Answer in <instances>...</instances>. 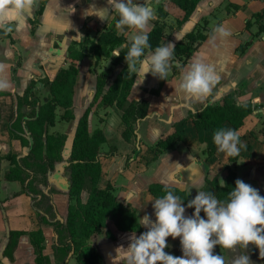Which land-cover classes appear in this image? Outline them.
<instances>
[{
    "label": "crops",
    "instance_id": "1",
    "mask_svg": "<svg viewBox=\"0 0 264 264\" xmlns=\"http://www.w3.org/2000/svg\"><path fill=\"white\" fill-rule=\"evenodd\" d=\"M90 3L95 5L96 10L107 8V20L97 16H84V10L89 8ZM69 6H73L75 12L70 14L72 9ZM153 7L156 18L150 22L148 33L153 29L155 21L160 20L158 11L161 7L167 8L171 13L166 19L168 26V21H176L171 0H153ZM257 13H264V0H203L180 30L170 33L169 27L167 28L171 37L164 44L171 42L174 46L186 34L202 25L204 19L208 20L210 28L224 25L231 35L226 38H220L218 35L208 38L180 74L167 77L161 91L158 77L147 73L140 83L137 76L128 99L130 102L147 100L150 107L148 116L135 124L136 135L131 141H126L122 134V111L116 105L101 106V97L97 98V76L110 67L111 63L108 64L105 59L101 60L95 72L93 67L96 60L92 55L88 54L83 61L76 62L79 75L74 95L75 119L64 120V110L59 108L56 126L50 128L51 133L67 135L63 160L48 174V185L39 182L34 185L35 189L50 196L58 217L66 221L69 205L74 202L69 197V159L78 122L90 107L89 131L93 133L101 130L106 137V142L101 146L103 154L100 158V186L112 185L117 200L132 206L141 225V218L146 214L155 221L152 202L157 198L148 193L151 185L176 187L187 192L192 198L199 191L214 194L207 181L217 177L224 185L226 165L236 172L238 179V166L244 168V180L246 178L257 182L259 193L264 196V170L255 165L264 167V139L257 140L249 134V130L257 126L262 128L261 122L264 121V31L260 32L264 19L254 23L251 28L246 27V22ZM117 18L118 15L112 13L106 0H35L30 11L0 19V30L8 34L6 37L0 34V65L4 66L0 79L8 84L6 89L0 90V257L6 264H36L35 249L28 235L19 238L14 253L15 261H10L4 255L10 231L30 232L40 227L46 238L44 254L50 258L51 264H57L54 248L59 240L52 225L40 223L38 220L39 213L45 214L41 206L42 195L28 193L24 189L26 184L10 181L6 177L13 167L8 156L17 155V158L21 159L27 156L30 150L23 147L21 141L13 138L9 131L18 114V98L24 96L34 81H53L59 70L68 68L72 63L68 58L69 47L74 46L82 50L83 45L79 42L87 34H90L91 38H97L99 32L109 28ZM116 31L130 41L136 34L135 30L127 28L123 31L116 28ZM250 40H253V44L246 50V56L240 63L239 60L245 53L239 48ZM228 46L232 47L235 57L234 66L231 68L222 66L223 62L218 57ZM197 59L213 66L219 76V82L211 94L200 99L188 97L180 89L183 73ZM113 68L114 72L118 73L121 67ZM249 79L254 81V86L248 85ZM38 87L41 88L40 85ZM41 91L47 96L46 99L40 100V104H44L49 98V90L41 88ZM254 91L258 93L255 96ZM229 94L238 105L252 103L255 108L253 115L238 131L242 137L241 141L247 147L241 149L238 160L233 163L229 161L230 157L226 153L218 151L213 135L208 131H196L190 119L208 105H222L224 97ZM39 96L38 94L37 97ZM25 110L29 111L26 114L31 112L28 106ZM60 113L63 125L59 123ZM186 119L188 121L182 125L181 122ZM69 126L70 130L65 131L64 128ZM228 128L232 129L226 125V129ZM177 130L182 132L183 141H180L175 149L164 151L156 158L157 143ZM262 136L264 137L263 134ZM254 161L257 163H253ZM34 176L35 172L26 170V183ZM88 197V193L83 192L81 199L86 203ZM185 207V216H191L194 210ZM146 230L143 227L142 232L135 233L139 236ZM107 231L115 238L107 237ZM131 234L132 232L119 230L115 221L109 219L106 229L88 239L86 250H97L103 258L102 264H112V257L116 256L115 249L119 245L127 247ZM170 242L178 245L174 247L173 252L182 256L180 238L168 237L167 243ZM239 252L237 249V254ZM246 252L253 264H264V258L260 257L259 249L255 245L249 244ZM221 255L226 264H230L234 253L226 249ZM67 264H77L76 257L70 255Z\"/></svg>",
    "mask_w": 264,
    "mask_h": 264
},
{
    "label": "trees",
    "instance_id": "2",
    "mask_svg": "<svg viewBox=\"0 0 264 264\" xmlns=\"http://www.w3.org/2000/svg\"><path fill=\"white\" fill-rule=\"evenodd\" d=\"M203 0H171L174 6L173 14L176 17L173 31L180 30L190 20L199 4ZM160 20L155 21L153 29L148 33L151 49L146 54L154 51L157 46L163 45L171 36L167 33L166 19L170 16L167 8L159 9ZM254 19V20H253ZM264 19V13L253 15L246 22V27L251 28L254 23ZM107 29L100 31L97 38H91L87 34L79 44L83 49L74 46L68 48V58L72 63L68 68L59 70L53 81L45 82L43 79L32 82L24 96L18 98V114L10 125L9 131L13 138L21 141L23 147L29 148V154L21 159L17 155H9L12 168L6 177L10 181H20L26 184L25 191L35 195H42V206L45 214H38L40 223L50 224L58 235V245L55 246L56 263L67 264L70 255L76 257L77 264H102L101 254L93 249L87 252V241L94 234L107 228L109 219L115 221L119 230L123 232H142L143 227L138 220L137 214L131 205H125L117 200L112 185L100 186L102 178L101 146L106 142V137L101 130L93 133L89 131V116L91 107L80 118L69 159L70 171L69 197L71 201L68 208L66 221L58 217L54 210L49 195L35 189V183L48 185V174L53 172L56 164L63 160V152L67 142L66 134H54L50 128L56 126L57 110H64L62 118L73 121L74 95L79 75L76 62L83 61L88 54L96 60V65L101 60H110L111 66L97 76V98L101 97V106L110 107L116 105L122 111V134L126 141H131L136 135L135 124L148 116L150 103L147 100L130 102L129 96L136 83L137 76L127 70L125 55L131 41L116 31V21ZM214 28L209 27L208 20L204 19L202 25H198L192 32L175 45L174 57L171 61L170 70L174 75L180 74L188 65L192 56L200 49L203 43L214 35ZM264 31V25L260 26V32ZM2 37L8 36L4 30H0ZM78 43V42H77ZM253 40L248 41L239 49L244 53ZM88 50V52H86ZM119 56H115V52ZM113 67H121L118 73ZM37 85L49 90V98L44 104L34 93ZM157 93V92H154ZM2 95V93H0ZM22 105L31 108L29 114L21 112ZM255 108L252 103L238 105L232 95H226L222 105H208L197 114L191 116L194 129L198 132L208 131L214 135L219 128L231 126L237 132L244 127L248 119L253 115ZM188 119L182 121V125ZM27 133L29 136L27 137ZM264 135V130H261ZM240 140L242 137L239 135ZM182 132L179 130L161 139L155 149L156 158L164 151L175 149L180 141H183ZM215 152V149H213ZM1 159V158H0ZM155 159V158H154ZM238 160V156L230 157V162ZM226 177L222 185L217 177L208 179V184L214 190L215 196L224 201L228 193L235 188L238 179L236 172L226 165ZM26 170L35 172V176L26 183ZM165 189L171 190L184 200V205L194 199L187 192L160 184H153L148 188V193L154 198L165 195ZM87 192L88 201L81 199L82 193ZM52 193V191H50ZM194 210V208H192ZM49 217H47V216ZM201 215L205 217L203 211ZM107 237L114 239V235L107 231ZM28 235L35 249L36 264H51L50 258L44 254L45 241L43 230L39 227L30 232L10 231L9 241L4 255L15 261L14 253L17 249L18 240L21 236ZM0 264H6L0 257Z\"/></svg>",
    "mask_w": 264,
    "mask_h": 264
},
{
    "label": "clouds",
    "instance_id": "3",
    "mask_svg": "<svg viewBox=\"0 0 264 264\" xmlns=\"http://www.w3.org/2000/svg\"><path fill=\"white\" fill-rule=\"evenodd\" d=\"M35 0H0V19L11 15H22L30 11ZM112 13L118 15L115 27L135 30L132 41L125 55L127 70L139 77L140 83L145 74L166 80L174 57L175 46L171 42L151 49L148 28L156 18L153 0H106ZM73 13L75 8L69 6ZM84 16H97L107 20L108 9L96 10L89 4ZM213 38L218 35L226 38L231 35L224 25H217ZM117 52L115 56H119ZM4 66L0 65V72ZM142 78V79H141ZM219 82L213 66L202 60H194L183 73L180 89L188 97L197 99L207 97ZM8 87L0 79V90ZM218 151L229 157H236L247 146L233 129L219 128L213 135ZM155 221L149 215L141 218L142 226L147 230L136 235L135 231L128 237L127 247L119 245L112 257V264H226L224 257L214 254V248L231 250L234 256L230 264H253L246 252L249 244L259 249L264 258V196L259 190L241 179L235 181L227 199L222 201L211 192L199 191L194 199L187 203V208H194L191 216H185L184 200L165 189V195L152 202ZM206 218L201 217V212ZM180 238L182 256H175L165 251L169 247L167 238ZM237 249L240 250L237 254Z\"/></svg>",
    "mask_w": 264,
    "mask_h": 264
},
{
    "label": "rangeland",
    "instance_id": "4",
    "mask_svg": "<svg viewBox=\"0 0 264 264\" xmlns=\"http://www.w3.org/2000/svg\"><path fill=\"white\" fill-rule=\"evenodd\" d=\"M168 22L170 23V26H171V27L168 28V32L173 33L172 28L175 26V21H168ZM224 47H225V46H224ZM244 53H245V55L242 56V57L240 58V60H239L240 63L242 62V60H243V59L245 58V56H246V51H245ZM218 57H219V58L221 59V61L223 62V63H222V66H227V67H229V68H231L232 66H234L233 63L235 62V57L233 56V53H232V47H231V46H228L227 50H225L224 52L219 53V54H218ZM106 61H107L108 64L110 63V60H106ZM93 65H94V64L92 63V64H91V67H93ZM103 67H106V66H101V68H103ZM96 68H98V65H94V67H93V69L95 70V72L97 71ZM169 76H175V75L173 74V71H172V70L169 71V74H168L167 77H169ZM165 82H166V80H161V79H160V86H159V90H160V91L163 89V87H164V85H165ZM249 84H250L251 87L254 86V81H253L252 79H249V83H248V85H249ZM37 86H38V85H37ZM246 87H247V86H246ZM159 90H157V91H159ZM34 93L36 94V96H38V94L40 95L38 98H39L41 101H42V99H46V97H47V96H45V93L41 91V88H39V87H37V89L35 90ZM257 94H258L257 91H254L253 95L255 96V95H257ZM18 101H19V100H18ZM25 109H26V105H22V107H21V112H23V113L26 114V113L29 112V111H26ZM60 115H61V113L59 114V119H60ZM256 119H257V118H256ZM259 121H260V120H259ZM260 122H261V121H260ZM59 123H61V124L63 125L61 119H60V122H59ZM261 123H262V125H263L262 128H261L260 126H257V127L254 128L253 130H249V132H250L249 134L252 135L251 137H255L257 140H258L259 138H263V139H264V137H263L262 134H261V130H264V121H262ZM70 128H71L70 126H69V127H65L64 130H65V131H69ZM259 128H261V129H259ZM260 141H261V140H260ZM253 163H257V162L254 161ZM255 165L259 166L262 170H264V167H262L263 165H260V164H259V165H258V164H255ZM250 166H252V163H251ZM260 168H259L258 170H260ZM246 169L249 170L248 168H246ZM244 171H245L244 168H241V166H238L239 178H240L241 180H243L245 183L250 184L252 187L258 189V184H257V182H251L252 180H249V179H246V178H245V180H244ZM247 172H248V171H247ZM42 202H43V201H42ZM42 202H41V206L43 205ZM42 207H43V206H42ZM168 245H169V247H167V248L165 249V251L168 252V253H171V254H173V255H175V256H178V253L173 252L174 247H177L178 245L173 244L172 242L168 243ZM223 251H226V249H224V248H220L219 245H217V246L214 248V254H218V255H220Z\"/></svg>",
    "mask_w": 264,
    "mask_h": 264
},
{
    "label": "water",
    "instance_id": "5",
    "mask_svg": "<svg viewBox=\"0 0 264 264\" xmlns=\"http://www.w3.org/2000/svg\"><path fill=\"white\" fill-rule=\"evenodd\" d=\"M117 53V52H116Z\"/></svg>",
    "mask_w": 264,
    "mask_h": 264
}]
</instances>
